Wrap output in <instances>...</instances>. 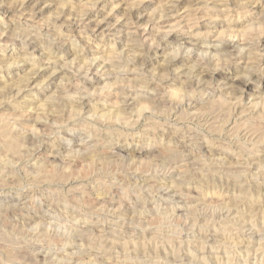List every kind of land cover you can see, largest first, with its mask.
Segmentation results:
<instances>
[{"label": "clouds", "instance_id": "9594fccd", "mask_svg": "<svg viewBox=\"0 0 264 264\" xmlns=\"http://www.w3.org/2000/svg\"><path fill=\"white\" fill-rule=\"evenodd\" d=\"M23 6L0 0V264H213L221 249L228 264H264V0H203L196 32L162 24L163 12L102 32L84 11L55 24L72 0L43 25L10 23ZM238 11L243 44L208 18L231 26ZM178 29L193 46L180 39L161 55ZM33 37L60 74L54 88L33 85L43 99L20 98L30 77L25 87L3 80L42 62L28 51ZM249 230L260 235L254 249Z\"/></svg>", "mask_w": 264, "mask_h": 264}, {"label": "bare ground", "instance_id": "6f19581e", "mask_svg": "<svg viewBox=\"0 0 264 264\" xmlns=\"http://www.w3.org/2000/svg\"><path fill=\"white\" fill-rule=\"evenodd\" d=\"M93 2L91 4H95V7H94V11L93 10H88L86 12V15L84 17L85 21L87 22L88 25H92L97 32H102L104 31L105 29H107V27L110 25V24H115L117 28H120L122 26H125L126 25V21L127 20H131L133 24L137 25V26H140V25H144V24H147L149 18L153 15L154 12H156L154 9V11H152L153 13L150 12V14H147L144 12V8H146V0H142L136 4L133 5L132 4H129L127 3V1H124V0H111L110 1H107V0H99V2L97 3L96 0H92ZM117 1V2H116ZM160 1V0H159ZM233 1H236V2H233ZM33 2V5L35 4V8H33V6H31L30 3ZM59 1L58 0H51L49 2V0H40L39 3H36V0H24V6L23 8H21L19 11L20 12H23V10L25 9H28L30 8H33V9H30L31 13H33L32 15H37L36 18H39L40 15H42L44 13V9H47L49 7H53V6H57ZM101 2H105V5H103L102 7H99V4ZM135 2V1H134ZM203 0H167L165 6L163 7H166L165 8V15H166V19L165 20H162L161 23L165 24L166 21L168 20H172L174 18L177 17L176 13L178 12V9L182 6L183 7V13L182 14H186V12L184 11L185 9H190L191 11H193V9L195 10H201L203 11L202 7H201V4H202ZM54 3V4H53ZM90 3V2H89ZM109 3H112V7H111V10L109 11V13H107V15L104 14V8H106V4H109ZM186 3H188L187 5H185ZM241 3L240 0H229V7L230 8H235L238 6V4ZM172 4H175V7L174 8H169L167 6H170ZM44 5V6H42ZM160 5V4H159ZM164 5V4H163ZM42 6V7H41ZM161 6V8H163ZM195 7V8H194ZM71 8V7H70ZM73 8V7H72ZM89 9V8H88ZM108 9V8H107ZM160 9V7H159ZM67 10V9H66ZM158 10V9H157ZM63 11H64V8H63ZM68 11V10H67ZM66 11V12H67ZM73 11V10H72ZM75 11V10H74ZM148 11V10H147ZM161 11V10H159ZM71 12V11H70ZM119 12H123V19H116L114 20V15H117ZM30 13V14H31ZM169 13H171V15H169ZM188 13V12H187ZM193 13V12H192ZM198 13V12H196ZM26 14V13H25ZM71 14V13H70ZM195 14V13H194ZM193 14V15H194ZM31 15V16H32ZM73 15V12L72 14ZM77 15V13H76ZM160 15V14H159ZM159 15H157V13H155V16H156V19H159ZM184 15V16H185ZM202 15V14H201ZM105 16H107V20H105V22L103 24H101L99 27H96V21L98 19H103ZM192 16V15H191ZM197 16V15H196ZM195 17V16H194ZM193 17V18H194ZM199 17V16H198ZM31 18V17H30ZM240 18V17H239ZM42 19V18H41ZM67 19V18H66ZM189 19V18H187ZM191 19V18H190ZM189 19V21H190ZM195 19V18H194ZM211 19V22H212V28H221V27H224V26H229V18L226 16L224 18H221V17H218V18H210ZM241 19V18H240ZM29 20H32V19H29ZM65 20V19H64ZM184 20V19H183ZM197 20V19H196ZM43 21V20H42ZM178 21V20H177ZM185 21V20H184ZM44 22V21H43ZM237 22H240L239 21H232L231 24L233 23H237ZM168 24V23H167ZM170 24V23H169ZM172 24H180V25H184L181 23V20L180 22H176V23H172ZM189 25V24H188ZM198 26V25H197ZM186 27V26H185ZM202 27V26H201ZM90 29V28H89ZM92 29V28H91ZM226 29V28H225ZM201 30V29H200ZM227 30H229L227 28ZM204 31V30H203ZM224 34V31L221 30ZM226 31V30H225ZM67 32V31H66ZM189 32H195V31H192V29L190 28ZM153 33V29L151 27L148 28V31L145 32V35L147 34H152ZM246 33V32H245ZM221 34V33H220ZM219 34V35H220ZM244 34V33H243ZM77 36V35H76ZM185 37L186 35L183 33L182 30L178 29V31L176 32H173L171 33V35L169 36L168 38V41L164 42L162 45H161V50H160V53L162 55V50L165 46L168 45V43H170V40L172 39V37ZM240 36V35H238ZM5 37V36H4ZM188 37V36H187ZM186 37V38H187ZM245 37V36H244ZM242 38V37H241ZM188 39H196V37H188ZM239 39V38H238ZM244 39V38H243ZM242 40V39H241ZM1 41V40H0ZM38 41V40H37ZM236 42L237 43H240V44H243L242 42H239L237 39H236ZM2 43V42H0ZM6 43V42H5ZM175 43V42H174ZM177 43V42H176ZM188 46V45H187ZM261 46V45H260ZM227 48H230V46H226ZM28 49H29V52H31L33 55H35L36 57H38L39 60H41L42 62L39 63L38 65L36 66H33L31 63H28V62H24L22 64H20L19 66L17 67H14L12 68L11 70L15 69V68H20L21 66V69H24L25 71H27L26 75L25 76H21L18 80H19V83H20V86L21 87H25L24 86V83L22 81V78H28L30 77L29 79V82L27 84V87L25 88V91L23 93H21V97L20 98H23L24 96L28 95L27 93H30L29 90H31V92H39V91H43V90H37L33 87V85H35L36 83L38 82H41V81H46V85L45 87H47V85H52L53 84V81H56L58 78H59V73L55 74V75H52V68L51 67H48L45 65L44 61H47L48 59V55L46 54V52L43 51V48L39 47L38 45H35V43H30L29 46H28ZM261 49V48H260ZM262 49H264V46H262ZM65 50V49H64ZM7 52V51H6ZM72 52V49L71 47H69L68 49V52L67 50L64 52L65 55L69 56L70 58V54ZM23 54V53H22ZM21 54V55H22ZM12 59V58H11ZM9 59V61L11 60ZM27 67V68H26ZM28 69V70H27ZM19 70V69H17ZM46 73L48 74L47 76ZM43 78V79H42ZM59 80V79H58ZM58 82V81H57ZM245 90V89H244ZM11 91L15 92V89H11ZM247 91V90H246ZM38 96V95H37ZM249 207L248 203L246 202L245 203V208L247 209ZM259 219V218H258ZM259 225V224H258ZM247 228L250 229V226H246ZM245 237L249 240H251L252 243H254L255 246L258 247L259 245V240H260V235L258 232L254 231V230H249L245 233ZM254 248V247H253ZM222 254V253H221ZM225 257V256H224ZM223 257V258H224ZM227 257V255H226ZM222 258V259H223ZM257 258V257H256ZM224 259H227V258H224ZM255 259V258H254ZM223 261V260H222ZM251 262V261H250ZM249 262V264H250ZM253 263V262H252ZM233 264V263H232Z\"/></svg>", "mask_w": 264, "mask_h": 264}, {"label": "rangeland", "instance_id": "374dc122", "mask_svg": "<svg viewBox=\"0 0 264 264\" xmlns=\"http://www.w3.org/2000/svg\"><path fill=\"white\" fill-rule=\"evenodd\" d=\"M51 0H49V2H50ZM59 2L57 3L58 5L57 6H53V7H49V8H47V9H44V13L42 14V15H40L39 16V18H36L37 17V15H32L33 13H31L30 11V9H33V8H31V6H33V2L32 3H30L31 4V6H30V8H28V9H25V10H23V12H18V13H9V16L7 17V20L11 23L12 22V20L14 19V17L15 16H18L19 17V19H20V21H21V23H23L24 21H29V22H36V23H40V24H44L50 17H53V14L54 13H56V11H57V9L59 8V6H60V4L61 3H64L65 2V0H58ZM107 1H110L111 2V0H107ZM124 1H127V3H129V4H132L133 3V5L134 4H136V3H138L139 2V0H124ZM135 1V2H134ZM136 1H138V2H136ZM140 1H142V0H140ZM90 2V3H89ZM93 1L92 0H72V4L73 5H75L76 6V9H75V11H74V8H70L69 6H65L64 7V11H63V15H61L60 16V18H59V20H54V23L55 24H61V23H63V21H64V19H66L68 16H75L76 15V13L77 14H79V12L80 11H84L85 13L88 11V10H93L92 9V7H87L88 5H91V3H92ZM117 2V1H116ZM166 2H167V0H146V8H144V12L145 13H147V14H150V12L151 13H153L152 11H154V9H158V10H161V11H156L155 13H157V15H159L161 12H163V13H165V8L166 7H163V6H165V4H166ZM233 2H236V1H233ZM240 2H242V0H240ZM54 4V3H53ZM160 4V5H159ZM164 4V5H163ZM188 3H186L185 5H187ZM103 5H105V2H101L100 4H99V7H102ZM42 6H44V5H42ZM41 6V7H42ZM113 5H112V3H109V4H106V8H104V14L105 15H107V13H109V11L111 10V7H112ZM161 6L163 7V8H161ZM183 6V5H182ZM180 7L179 9H178V12L180 13V15L179 16H177L176 18H174V19H172L171 21L170 20H168V21H166V23L165 24H172V23H176V22H180V20H181V23L182 24H184L183 26L185 27V28H188V31L190 30V27H189V25L188 24H190L193 20H196L197 22H198V28H199V30L200 31H203V30H205V25H204V20L202 19V16H204L205 14H204V12L203 11H201V10H195V9H193V11H190V12H188V13H186L187 15H185V14H182L183 12V7ZM159 7H160V9H159ZM89 8V9H88ZM108 8V9H107ZM195 8V7H194ZM68 11H67V10ZM73 10V11H72ZM109 10V11H108ZM148 10V11H147ZM67 11V12H66ZM71 11V12H70ZM94 11V10H93ZM72 12H73V15H71L72 14ZM193 12V13H192ZM196 12H198V13H196ZM26 13V14H25ZM31 13V14H30ZM71 13V14H70ZM195 13V14H194ZM194 14V15H193ZM202 14V15H201ZM32 15V16H31ZM122 15H123V12H119L117 15H114V20H116V19H120V17H121V19H123V17H122ZM185 15V16H184ZM192 15V16H191ZM197 15V16H196ZM195 16V17H194ZM199 16V17H198ZM31 17V18H30ZM159 17H160V15H159ZM195 19H194V18ZM218 17H221V15H219V14H217V13H211V14H209L208 15V18H218ZM224 17H226V16H224ZM224 17H221V18H224ZM237 17H238V19H237V21H239L240 20V18H241V14L239 13V11L237 12ZM240 17V18H239ZM42 18V19H41ZM187 18H191L190 19V21H189V19H187ZM29 19H32V20H29ZM185 21H184V20ZM44 22H43V21ZM178 20V21H177ZM233 21H236V20H233ZM163 24V23H162ZM202 26V27H201ZM90 28V29H89ZM91 28L93 29L94 27L92 26V25H88V29L89 30H91ZM226 28V29H225ZM227 28L229 29L228 30V32L226 33V31L225 30H227ZM192 29V31H197V28H191ZM45 30V32H47V31H49V29L48 28H45L44 29ZM213 30L215 31V33H216V35H219L220 33L222 34L223 32L221 31V30H223L224 31V34H234V33H238L240 36H236V39L239 41V42H244L246 39H247V33H245L246 31H245V26L243 25V24H241L240 22H237V23H233V24H231V26H224V27H221V28H213ZM63 31L64 32H66L67 31V28H65V29H63ZM244 33V34H243ZM220 34V35H221ZM9 35H10V33H9ZM73 35H77L76 36V38L78 39V40H80L81 41V43H83V42H85L84 41V39H83V37H81L80 35H79V32H78V30L77 31H74V33H73ZM150 34H147V35H145L146 37L147 36H149ZM245 36V37H244ZM187 36H185L184 38L183 37H179V39L177 38V37H172V39L170 40V43H168V45L167 46H171L172 44H174V42L176 43H178V42H180V39H183L184 40V42H185V44H186V47H192L193 45L192 44H190V43H188V37L186 38ZM242 37V38H241ZM239 38V39H238ZM244 38V39H243ZM242 39V40H241ZM1 41L0 42H2V43H7L8 42V40H9V36H5V37H3L2 39H0ZM35 43V45H38L39 47H41V48H43L42 46H41V44H40V42L39 41H37L34 37L32 38V40L29 42V44L30 43ZM188 45V46H187ZM261 45V46H260ZM262 46H264V36H262L261 38H260V44H259V48H261L262 49ZM69 47H71V44H70V42L68 43V44H64L63 45V47L61 48V51L64 53L66 50H67V52H68V49H69ZM227 48V47H226ZM17 49H22V46L20 45V43L19 42H17ZM65 49V50H64ZM229 50H230V48H228ZM28 51H29V49H28ZM43 51H44V49H43ZM45 52V51H44ZM13 53H14V49L13 48H9L8 50H7V52H5L4 53V56L9 60V59H11V58H13ZM23 52L22 51H20L19 52V54L21 55ZM47 54V53H46ZM48 55V54H47ZM22 67V66H21ZM21 67L20 68H15V69H13V70H9L8 72H6V73H4V75H3V80H7L9 83H12L13 81H16V82H19V78L21 77V76H25L26 75V73H27V71H25L24 69H21ZM27 68V67H26ZM17 69H19V70H17ZM28 70V69H27ZM25 74V75H24ZM48 74L46 73V75L45 76H47ZM218 75V77L221 75V74H217ZM19 79V80H18ZM43 79V78H42ZM59 79V78H58ZM56 80V82L58 81L59 82V80ZM57 82V83H58ZM2 83H3V81L2 80H0V86H2ZM237 83L238 84H240V82L239 81H237ZM53 85V88L55 87V85L54 84H52ZM240 86L243 88V89H245V90H248L249 89V87H251L250 85H244V84H240ZM11 91V90H10ZM13 94H14V92L13 91H11ZM28 95H30V93H27ZM36 95H38V96H40L41 97V99H43L44 98V92L43 91H39V92H37L36 93ZM6 107V109L7 110H11L10 109V106H5ZM38 128H39V125L37 126ZM259 224V223H258ZM258 227H259V225H258ZM248 238V237H247ZM252 245H253V247L254 248H256L257 246H255L254 245V243H252ZM253 248V249H254ZM222 253V254H221ZM225 256V257H224ZM219 257H220V259L219 260H217L216 259V257L214 256L213 257V264H221V262H223V264H228V257H226V254L224 253V251H223V249H221V252H220V254H219ZM227 258V259H224V258ZM223 258V259H222ZM255 259H258V257L257 258H255ZM223 260V261H222ZM253 260H254V258H252V257H250L249 258V262H250V264H253L252 262H253ZM233 264H242V261H240V258L239 257H237L233 262H232Z\"/></svg>", "mask_w": 264, "mask_h": 264}]
</instances>
